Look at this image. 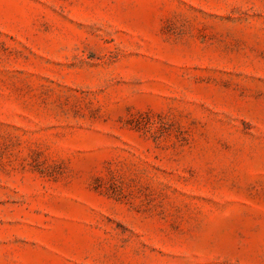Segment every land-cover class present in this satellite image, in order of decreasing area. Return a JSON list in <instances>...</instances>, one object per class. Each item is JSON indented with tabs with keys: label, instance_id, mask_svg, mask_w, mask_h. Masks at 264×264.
Returning <instances> with one entry per match:
<instances>
[{
	"label": "rangeland",
	"instance_id": "1",
	"mask_svg": "<svg viewBox=\"0 0 264 264\" xmlns=\"http://www.w3.org/2000/svg\"><path fill=\"white\" fill-rule=\"evenodd\" d=\"M0 264H264V0H0Z\"/></svg>",
	"mask_w": 264,
	"mask_h": 264
}]
</instances>
